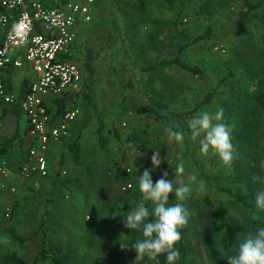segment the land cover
Wrapping results in <instances>:
<instances>
[{"label": "rangeland", "instance_id": "1", "mask_svg": "<svg viewBox=\"0 0 264 264\" xmlns=\"http://www.w3.org/2000/svg\"><path fill=\"white\" fill-rule=\"evenodd\" d=\"M249 1L260 0H174L173 7L163 0H145L144 8L137 0H99L93 22L78 32L86 56L92 52L88 93L71 105L79 110V117L69 139L55 153L59 170H66L71 182L64 186L60 180L45 181L38 188L18 192L11 198L17 211L10 219L5 218L0 199V255L16 254L33 264L44 243L48 252L52 247L66 249L75 260L86 259L89 264H148L147 257L136 260L131 247L142 233L119 224L116 217L145 202L139 176L152 169L154 184L167 171V179L192 187L190 197L182 202L189 219L181 232L185 250H180L176 264H228L234 249L222 239L216 244L221 260L214 261L207 237H221L235 228L233 233L242 242L254 235L248 230L250 222L264 221V210L254 198L264 188L254 180L256 175L264 176L260 168L264 161V7L249 21L246 36L239 37L236 27L239 12ZM208 29L210 39L191 44ZM185 45L189 46L179 54L178 48ZM176 56L202 73L194 75L174 65L142 71ZM212 94L209 103L202 104ZM153 101L165 106L158 111L161 118L140 113ZM4 108L0 104V158L15 157L27 123L25 117L4 115ZM219 109H223V122L234 126L236 158L231 167L211 150L203 154L200 138L192 140L188 127L200 111ZM169 127L182 131L185 139L169 142L165 131ZM71 144L80 148L78 162L68 150ZM153 151H160L162 159L155 169ZM180 163L184 172L177 174ZM125 180L133 184L127 192L121 190ZM201 182L206 186L202 192ZM232 194L252 197L243 207ZM176 202L170 194L169 203ZM14 234L26 241H16ZM121 244L129 245L123 256Z\"/></svg>", "mask_w": 264, "mask_h": 264}, {"label": "built area", "instance_id": "2", "mask_svg": "<svg viewBox=\"0 0 264 264\" xmlns=\"http://www.w3.org/2000/svg\"><path fill=\"white\" fill-rule=\"evenodd\" d=\"M97 3L0 0V104L16 107L27 123L26 159L17 166L7 158L0 161V199L6 219L12 217V199L20 190L12 182L13 176L38 188L58 170L57 147L69 139L79 117V110L71 105L84 97L90 86L82 63L86 47L78 32L93 22ZM15 71H23L28 80L23 96L14 90ZM63 100L67 105L61 110ZM67 174L61 171L62 176ZM121 185L123 192L133 188L129 180Z\"/></svg>", "mask_w": 264, "mask_h": 264}, {"label": "clouds", "instance_id": "3", "mask_svg": "<svg viewBox=\"0 0 264 264\" xmlns=\"http://www.w3.org/2000/svg\"><path fill=\"white\" fill-rule=\"evenodd\" d=\"M223 109L215 113L211 111H200L189 121L191 139L200 138V150L203 154L214 152L225 166L231 167L236 158V149L232 144L233 125L223 122ZM168 141L182 142L185 135L182 131L166 130ZM153 169L158 168L162 159L160 151H153L151 156ZM264 172V161L260 164ZM152 169H145L139 176V191L142 200L148 201L151 208L141 202L127 211L123 224L124 227L142 233V239L137 240L131 247L136 252V260L147 257L150 261L159 264L158 257L166 254L167 264H176L181 253L176 245L182 239V229L187 225L189 212L183 205L192 192L190 185L175 180H169L168 172L162 173L161 177L153 183ZM184 165L180 163L176 167V173L182 174ZM195 180V177H192ZM254 180L264 185V176L256 175ZM201 182L199 191L205 190ZM175 195L176 203H169L170 194ZM256 206L264 210V188L256 193ZM129 245L121 244V248L127 249ZM228 264H264V227L259 228L254 235L247 236L239 243L235 255L228 257Z\"/></svg>", "mask_w": 264, "mask_h": 264}, {"label": "trees", "instance_id": "4", "mask_svg": "<svg viewBox=\"0 0 264 264\" xmlns=\"http://www.w3.org/2000/svg\"><path fill=\"white\" fill-rule=\"evenodd\" d=\"M44 1H47V0H44ZM163 1L166 2L170 7H173V5H174L173 4L174 0H163ZM137 2L141 8H144L145 0H137ZM263 7H264V0H260L257 2L256 1L247 2V4L245 5V9H243L239 12L238 20L236 22L237 35L239 37H244L248 34L249 31H248L247 26L249 24V21L252 18H254L257 15L256 12ZM210 38H211V29H208L204 34L197 36L194 39V41H192L191 44L198 43V42L203 41V40H208ZM188 46L189 45L179 47L178 48L179 54H181ZM91 57H92V52L90 51L89 55L86 56V59H85L86 60L85 68L87 71L88 70L90 71V69H91ZM171 65L180 67L182 70L189 72L191 74H194V75H200L202 73V70L198 66L185 65L180 60L179 56H176L175 58H173L171 60H161V61L154 63L151 66L143 67L142 71L153 72V71H157V70H160L164 67H168ZM212 97H213V94L210 95L207 98V100L204 101L202 104L209 103V101L211 100ZM60 103H61L60 109L61 110L65 109L66 105H67V100H63ZM152 103L153 104H151V106L140 108V113H148V114H151L157 118H161V114L158 111L165 109L164 104L157 102V101H153ZM4 107H5L4 111H3L4 115L14 114V115H18L21 118L23 117L21 115L20 111L16 107H14V108H9L6 106H4ZM98 133L100 134V140L103 141L102 128L100 130H98ZM17 136H19V132L17 133ZM19 142H20L19 154L16 155L15 157L6 156V158L16 166L19 163H21L22 161H24L26 159V155H27V152H26V149H25V146L23 143V136L22 135L19 139ZM68 150H69V152H71L73 154L75 162H78L79 157H80L79 146L77 144H71L68 146ZM62 165L63 164L60 163L59 167L62 168ZM66 176L65 177L62 176L61 170H59V168H58V170H56L54 172V175L52 177H50L48 179V181L54 182L55 180H60V183L62 185L64 184V186L65 185L67 186L71 182V179L67 178ZM254 195H253V197H254ZM251 197L252 196L249 197V196H242L240 194H232V198H233L234 202L237 205H241L243 207H247V199L251 198ZM144 203L147 207L151 208L150 202L145 201ZM16 211H17V206L15 205L12 208V212H13L12 215L13 214L16 215ZM125 215H126V213L122 214L120 217H116V219H118L120 221L119 224H123V222H121V221H123ZM116 219H114V220H116ZM225 225L227 227H229L228 222H225ZM261 227H264V221H253V222H250L248 230L250 233L255 234L256 231ZM234 229L235 228H233V230ZM233 230L230 231V229H228L227 233H225V235H222L221 237H216V234H211L207 237L206 246L209 250V253L211 254L212 260H214V261L221 260L219 254L216 252V244H217V242H220L222 239H224L226 241V244L228 246H230L231 248L234 249L235 253L237 252V249H238L240 242L238 241V239H236V236L234 235ZM238 232H240L241 234H245V232L242 230L238 231ZM37 233H38V231L35 232V234H37ZM13 237L18 242H25L26 241L25 238H21L15 234L13 235ZM40 247H41L40 252L35 257L33 264H46L48 261H51L53 264H89V262L86 261V259L75 260V257H74L75 255L73 254V252H68V250H66V249L58 250V249H55L54 247L51 246L52 248H50V252H48V247H46V244L43 243V245H41ZM176 248H178L179 251L185 250V247L183 244V238L176 245ZM121 251L122 252L120 254L123 256L124 252H123V250H121ZM158 260H159V264H167L166 254H162L161 256H159ZM0 264H28V263L16 254H9V255H0ZM148 264H156V261H150L149 260Z\"/></svg>", "mask_w": 264, "mask_h": 264}, {"label": "crops", "instance_id": "5", "mask_svg": "<svg viewBox=\"0 0 264 264\" xmlns=\"http://www.w3.org/2000/svg\"><path fill=\"white\" fill-rule=\"evenodd\" d=\"M98 2H99V0H98ZM97 6H98V3H97ZM26 77H25V73L23 72V71H15L14 72V77H13V84H14V90L16 91V93L18 94V95H20V96H23V94L27 91V79H25ZM21 118V117H20ZM23 133H22V135H23V143H24V141H25V138H24V133H25V126L23 127ZM3 158H6V156H3V157H1L0 158V161H1V159H3ZM55 158H57V156L55 155ZM17 180H18V182H17ZM19 178L17 177V176H13L12 177V182L13 183H16V185H18L19 187H20V190H19V192H21L22 190H27V188L28 189H32V188H34L33 187V184L32 183H30V182H25V181H20L19 182ZM44 183V182H43ZM43 183H42V185H43ZM24 192V191H23ZM22 217H23V215H21L20 217H19V219L21 220L22 219ZM36 231H38V229L35 227V231H34V233L36 232ZM33 233V234H34ZM29 238V237H28ZM31 238V237H30Z\"/></svg>", "mask_w": 264, "mask_h": 264}]
</instances>
